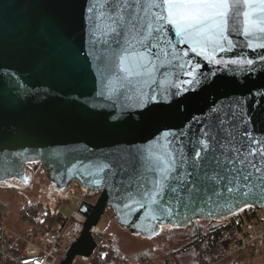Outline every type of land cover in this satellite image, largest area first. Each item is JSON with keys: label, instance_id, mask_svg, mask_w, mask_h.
Returning a JSON list of instances; mask_svg holds the SVG:
<instances>
[{"label": "water", "instance_id": "95a60500", "mask_svg": "<svg viewBox=\"0 0 264 264\" xmlns=\"http://www.w3.org/2000/svg\"><path fill=\"white\" fill-rule=\"evenodd\" d=\"M92 2L0 0V184L11 187L16 177L26 185V165L39 163L58 192L72 180L99 192L60 264L92 255L90 229L108 209L132 235L151 238L165 226L186 228L264 206L259 188L238 201L225 193L197 204L164 199L154 205L144 193L156 174L143 162L125 173L120 163L174 137L187 145L219 119L236 122L238 141L246 130L259 142L251 147L264 148V32H243V12L264 17L259 0L244 4L221 45L203 52L181 43L174 26L159 24L170 55L150 78L121 72L103 25L92 35ZM112 162L114 169L97 171Z\"/></svg>", "mask_w": 264, "mask_h": 264}, {"label": "snow or ice", "instance_id": "6c2138e0", "mask_svg": "<svg viewBox=\"0 0 264 264\" xmlns=\"http://www.w3.org/2000/svg\"><path fill=\"white\" fill-rule=\"evenodd\" d=\"M250 3L251 0H93L88 11L92 35L103 25L105 35L111 38L105 44L114 46L113 56L121 72L126 77L150 78L152 71L163 67L162 57L170 55L162 47L167 42L161 39L159 24L174 26L181 43L188 42L193 51L203 52L221 45L231 18ZM259 4L264 11V0ZM243 16L245 35L257 28L264 32V17L253 18L248 11ZM260 47L264 48V44ZM149 57L160 63L154 65ZM235 127V121L219 119L190 137L187 145L174 137L147 156L129 154L120 162L122 170L127 173L130 168L135 172L137 164L143 162L148 171L156 174L152 188L144 193L154 205L164 199L197 204L212 197L222 198L225 193L238 201L252 195L256 188L264 197V148L251 147L259 142L249 138L246 130L238 141ZM169 135L165 133V137ZM116 163H102L97 171L114 169ZM124 163L128 167H123ZM117 174L111 171L112 176ZM107 176L106 173L101 179L107 180Z\"/></svg>", "mask_w": 264, "mask_h": 264}, {"label": "rangeland", "instance_id": "374dc122", "mask_svg": "<svg viewBox=\"0 0 264 264\" xmlns=\"http://www.w3.org/2000/svg\"><path fill=\"white\" fill-rule=\"evenodd\" d=\"M26 173L29 175V181L24 188L15 189L6 184H0V225L7 229L10 243L16 250L24 248L26 241H35L36 233L42 229L39 223L42 221L41 215L45 212L46 206L55 213L57 208L64 214H69L75 205L74 200L62 202L64 194L49 195L50 182L39 163L27 164ZM33 204L40 205L39 217L31 221L21 219L20 210ZM55 219L56 214L52 222ZM205 221L201 220L206 228L223 225L216 220ZM100 223L107 227L108 236L105 244H108L110 248L107 264H164L166 262L194 264L196 262L197 252L192 242L195 236L191 227L165 226L157 235L143 238L132 235L127 229L121 227L112 210H107L102 215ZM245 259L253 261L254 264H264L252 257L248 251L241 252L235 261ZM87 262L88 259L82 256H76L73 260V264H87Z\"/></svg>", "mask_w": 264, "mask_h": 264}, {"label": "built area", "instance_id": "2783aa9c", "mask_svg": "<svg viewBox=\"0 0 264 264\" xmlns=\"http://www.w3.org/2000/svg\"><path fill=\"white\" fill-rule=\"evenodd\" d=\"M98 194V191L89 190L76 180L70 181L63 201L74 200L73 210L64 214L57 209L55 221L47 229L38 230L35 241H26L20 250L12 248L7 229L0 225V264H60L82 230L85 214L96 203ZM211 220L234 229L228 255L248 251L252 257L264 262V206H249L233 216ZM90 233L96 247L87 258V264H97L93 257L106 237L107 227L99 220L91 227Z\"/></svg>", "mask_w": 264, "mask_h": 264}, {"label": "trees", "instance_id": "16d2710c", "mask_svg": "<svg viewBox=\"0 0 264 264\" xmlns=\"http://www.w3.org/2000/svg\"><path fill=\"white\" fill-rule=\"evenodd\" d=\"M63 200L64 199H62V202ZM39 207V204H33L21 209L19 212L20 218L31 221L35 217H39ZM54 214L55 211H50L48 206L45 207V212L41 215L42 221L39 223L42 229L45 230L49 227L54 218ZM204 225L205 224H203L201 221H196L188 226L191 227L194 233L193 235L195 236L192 241L197 252L196 262L194 264H254L253 261L251 262L249 259L235 261V259H237L240 255L241 251L228 255L227 251L234 237V229L231 226L222 225L216 228H206ZM34 232H36V230H34ZM107 236L108 234H106V237L101 243L99 250L93 257V261L97 264H107L109 261L110 248L108 244H105L107 241ZM12 248L15 249L14 246H12ZM206 255L208 257H206ZM140 260H143V258H140ZM164 264L177 263L166 262ZM181 264H187V262H183Z\"/></svg>", "mask_w": 264, "mask_h": 264}, {"label": "flooded vegetation", "instance_id": "af4514ba", "mask_svg": "<svg viewBox=\"0 0 264 264\" xmlns=\"http://www.w3.org/2000/svg\"><path fill=\"white\" fill-rule=\"evenodd\" d=\"M27 166V165H26ZM26 170V168H25ZM27 175V173H26ZM29 177V175H27ZM9 182L11 183V188H15V189H19V188H24V184L22 183V181L16 177H12L9 179ZM50 189H49V195H52V194H64L65 193V190H66V187L64 188V190L62 192H58L57 190V185L50 181ZM1 184H4V183H1Z\"/></svg>", "mask_w": 264, "mask_h": 264}, {"label": "crops", "instance_id": "0c3cea01", "mask_svg": "<svg viewBox=\"0 0 264 264\" xmlns=\"http://www.w3.org/2000/svg\"><path fill=\"white\" fill-rule=\"evenodd\" d=\"M263 263V262H262Z\"/></svg>", "mask_w": 264, "mask_h": 264}]
</instances>
